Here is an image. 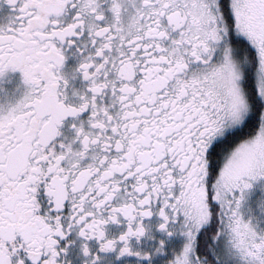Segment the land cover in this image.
Returning <instances> with one entry per match:
<instances>
[{
    "label": "snow or ice",
    "instance_id": "snow-or-ice-1",
    "mask_svg": "<svg viewBox=\"0 0 264 264\" xmlns=\"http://www.w3.org/2000/svg\"><path fill=\"white\" fill-rule=\"evenodd\" d=\"M0 264H264V0H0Z\"/></svg>",
    "mask_w": 264,
    "mask_h": 264
}]
</instances>
